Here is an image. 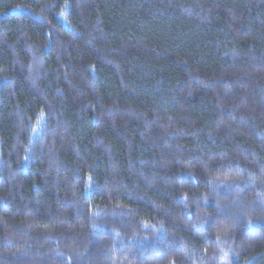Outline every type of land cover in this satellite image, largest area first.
Segmentation results:
<instances>
[{"label":"trees","instance_id":"obj_1","mask_svg":"<svg viewBox=\"0 0 264 264\" xmlns=\"http://www.w3.org/2000/svg\"><path fill=\"white\" fill-rule=\"evenodd\" d=\"M0 264H264V0H0Z\"/></svg>","mask_w":264,"mask_h":264},{"label":"snow or ice","instance_id":"obj_2","mask_svg":"<svg viewBox=\"0 0 264 264\" xmlns=\"http://www.w3.org/2000/svg\"><path fill=\"white\" fill-rule=\"evenodd\" d=\"M67 7V5H66ZM61 15L63 16L64 13H61ZM46 124V118H45V115L43 113V111L40 112L39 116H38V120H37V124L35 127H33L32 131L34 133H37L39 132V134H43V128H44V125ZM25 159H28V157L26 156ZM144 228H154V226L150 225V224H147L145 223L143 225ZM158 231V230H157ZM116 236H119V234L117 233ZM120 251H123V248L120 249ZM223 258H227V253H225L224 257Z\"/></svg>","mask_w":264,"mask_h":264}]
</instances>
